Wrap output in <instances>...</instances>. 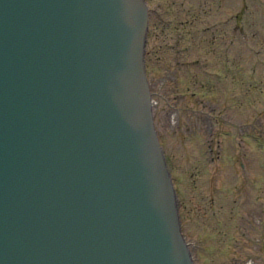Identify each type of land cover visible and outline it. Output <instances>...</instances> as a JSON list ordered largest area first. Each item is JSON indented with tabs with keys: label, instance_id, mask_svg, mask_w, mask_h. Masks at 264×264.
<instances>
[{
	"label": "rangeland",
	"instance_id": "obj_1",
	"mask_svg": "<svg viewBox=\"0 0 264 264\" xmlns=\"http://www.w3.org/2000/svg\"><path fill=\"white\" fill-rule=\"evenodd\" d=\"M149 5L157 127L195 263L264 264V0Z\"/></svg>",
	"mask_w": 264,
	"mask_h": 264
},
{
	"label": "water",
	"instance_id": "obj_2",
	"mask_svg": "<svg viewBox=\"0 0 264 264\" xmlns=\"http://www.w3.org/2000/svg\"><path fill=\"white\" fill-rule=\"evenodd\" d=\"M73 2L76 3V0H69V4ZM77 3L78 7L70 8L73 15L68 11L59 13L60 25L57 23L53 27L55 37L59 39L56 41L60 43L58 46H72L78 52L70 55V62L67 63L70 67L68 85L66 90L61 88L62 92L51 99L56 104L51 110L53 116L57 115L63 124L74 122V141L66 139V135L60 138L58 151L62 149L70 153V161H76L72 164L73 169L83 166L82 169H86L87 165V171L70 181L75 184L80 178V188L87 187L90 193L94 192L97 181H100L99 186L106 195H98L102 208H94L95 200L88 199V208L85 203L84 209L80 208L81 200L76 195L75 211H84L87 217L93 211L100 215L113 204L125 214V219L114 226L126 232L136 223L142 225L140 219L145 216L143 207L151 200L154 205L157 204L154 208L159 212L158 228L163 242L164 257L157 263L189 264L187 255H181L177 247L181 244L177 241L173 203L169 191L166 193L167 169L162 165L148 122L146 99L139 91L147 23L146 19L137 17L145 12L144 0H77ZM71 27L80 37H77L74 45L66 37L68 33H65ZM42 89L46 90L44 87ZM44 91L39 94L27 90V104L32 97L37 98L31 101L33 104L40 101L44 105H51ZM85 147L91 148L89 154ZM94 151L97 161L88 157ZM36 179L34 176L31 182ZM131 187H135V191ZM95 192L91 194L96 195ZM55 198L57 194L52 193V199ZM56 203H60L59 200ZM53 207L54 204L50 208ZM27 209L30 211H27L29 217L33 219V207L30 205ZM108 212L111 213V210ZM52 231L51 227L49 232ZM114 237L115 232L109 235L110 239ZM66 243L71 245L68 239ZM32 247L31 255L37 256L35 245Z\"/></svg>",
	"mask_w": 264,
	"mask_h": 264
}]
</instances>
